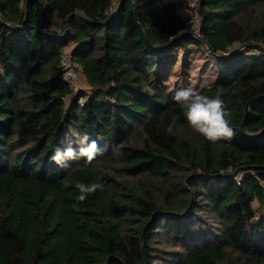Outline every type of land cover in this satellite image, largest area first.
I'll return each mask as SVG.
<instances>
[{
  "label": "trees",
  "instance_id": "trees-1",
  "mask_svg": "<svg viewBox=\"0 0 264 264\" xmlns=\"http://www.w3.org/2000/svg\"><path fill=\"white\" fill-rule=\"evenodd\" d=\"M182 1L0 0V264H264V98L241 128L264 94V0H197L198 31ZM190 45L219 65L200 91L231 139L197 133L160 79ZM69 48L88 90L63 76ZM83 134L102 155L52 162ZM76 182L104 189L79 202ZM162 233L183 253L166 261Z\"/></svg>",
  "mask_w": 264,
  "mask_h": 264
},
{
  "label": "clouds",
  "instance_id": "clouds-1",
  "mask_svg": "<svg viewBox=\"0 0 264 264\" xmlns=\"http://www.w3.org/2000/svg\"><path fill=\"white\" fill-rule=\"evenodd\" d=\"M203 87V85H201ZM172 99L178 103L183 111L184 117L189 122V125L208 141L217 142L221 139H231L235 133L230 127V113L224 106V101L220 94L215 97H209L203 94L200 90L193 87L180 88L174 92ZM176 117L174 116L166 128L169 135H174V126ZM77 143L79 148L71 146L61 149L57 147L51 156L52 162L58 166H66L67 161L85 158V162L90 164L98 155L103 154L96 140L89 139L87 134L79 137ZM114 179L119 181V176H114ZM75 188L79 195L77 201L83 202L89 194H94L97 190L104 189V183L94 182L85 184L76 182Z\"/></svg>",
  "mask_w": 264,
  "mask_h": 264
},
{
  "label": "rangeland",
  "instance_id": "rangeland-1",
  "mask_svg": "<svg viewBox=\"0 0 264 264\" xmlns=\"http://www.w3.org/2000/svg\"><path fill=\"white\" fill-rule=\"evenodd\" d=\"M196 6L197 0H183L182 6L179 8L180 14L188 20L191 30H195L198 26L197 18L199 17L195 14ZM159 68L161 70L160 79L172 94L180 88L193 87L200 90L213 85L220 71L218 63H215L202 47L196 48L192 45L185 50L177 49L170 56L164 57ZM81 88L84 90L90 88L84 77H80L75 86L76 90ZM159 240L162 242L155 246H162L165 250L172 252L166 261L174 258L172 256L175 254L174 252L183 253L181 249L173 245L174 238L168 237L166 233H162Z\"/></svg>",
  "mask_w": 264,
  "mask_h": 264
},
{
  "label": "built area",
  "instance_id": "built-area-1",
  "mask_svg": "<svg viewBox=\"0 0 264 264\" xmlns=\"http://www.w3.org/2000/svg\"><path fill=\"white\" fill-rule=\"evenodd\" d=\"M113 12L116 11V4L113 7ZM198 26L195 31L199 29V18H197ZM189 27V25H188ZM194 30V29H193ZM257 51L259 49H256ZM60 65L63 69V76L66 81L71 83L74 87L78 84L80 77L83 74V64L78 60L74 59L72 56V48H69L61 56Z\"/></svg>",
  "mask_w": 264,
  "mask_h": 264
},
{
  "label": "water",
  "instance_id": "water-1",
  "mask_svg": "<svg viewBox=\"0 0 264 264\" xmlns=\"http://www.w3.org/2000/svg\"><path fill=\"white\" fill-rule=\"evenodd\" d=\"M175 42V40L173 41ZM172 42V43H173ZM248 46L250 47H255L257 46V44H249ZM264 98V94L263 95H259V96H256L254 98H252L251 100H249V102L247 103V106H246V113H245V118L244 120L242 121V124H241V128L243 130V132L247 133L246 130H245V121L249 118L250 116V113H251V105L252 103L254 102H257L258 100ZM264 133V130H262L260 133L258 134H249L251 137H258L260 135H262ZM146 228H147V225L145 226L144 230H143V236L145 235V231H146Z\"/></svg>",
  "mask_w": 264,
  "mask_h": 264
}]
</instances>
